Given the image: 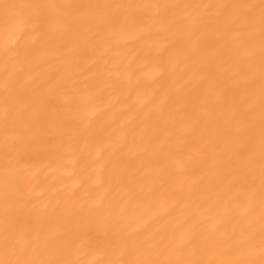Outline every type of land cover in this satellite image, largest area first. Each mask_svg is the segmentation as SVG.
I'll use <instances>...</instances> for the list:
<instances>
[{
    "label": "bare ground",
    "instance_id": "obj_1",
    "mask_svg": "<svg viewBox=\"0 0 264 264\" xmlns=\"http://www.w3.org/2000/svg\"><path fill=\"white\" fill-rule=\"evenodd\" d=\"M0 264H264V0H0Z\"/></svg>",
    "mask_w": 264,
    "mask_h": 264
}]
</instances>
